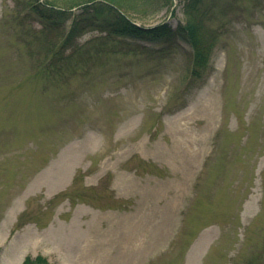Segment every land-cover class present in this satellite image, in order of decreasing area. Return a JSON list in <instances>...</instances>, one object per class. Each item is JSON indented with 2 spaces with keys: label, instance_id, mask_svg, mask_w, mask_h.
I'll return each instance as SVG.
<instances>
[{
  "label": "rangeland",
  "instance_id": "rangeland-1",
  "mask_svg": "<svg viewBox=\"0 0 264 264\" xmlns=\"http://www.w3.org/2000/svg\"><path fill=\"white\" fill-rule=\"evenodd\" d=\"M26 1L0 0V264H264V0H201L199 75L185 39L97 30L54 61ZM185 3L127 14L180 28Z\"/></svg>",
  "mask_w": 264,
  "mask_h": 264
},
{
  "label": "trees",
  "instance_id": "trees-1",
  "mask_svg": "<svg viewBox=\"0 0 264 264\" xmlns=\"http://www.w3.org/2000/svg\"><path fill=\"white\" fill-rule=\"evenodd\" d=\"M36 0H27L28 15L37 17L43 23V29L48 30L46 51L53 48L52 56L54 61L65 60L64 50L71 49V52L78 49L76 39L86 30L97 29L104 31L103 38L111 36H128L146 39H172L181 34L186 35L192 45L193 67L201 68L208 61L210 56L211 37L204 28L199 7L201 0H187L185 3L186 21L182 29H172L167 23L156 24L151 27H143L135 24L129 18L127 11L148 5L153 8L169 7L172 0H67L66 5L60 6L49 1L36 3ZM78 8L73 15L72 8ZM203 14V12H202ZM196 16V17H195ZM70 19L66 30L63 23ZM60 32L62 35L49 39L51 35ZM60 40V41H59ZM56 42L55 49L53 44ZM51 59V63L54 61ZM21 264H55L49 262L41 255L25 256Z\"/></svg>",
  "mask_w": 264,
  "mask_h": 264
},
{
  "label": "bare ground",
  "instance_id": "bare-ground-1",
  "mask_svg": "<svg viewBox=\"0 0 264 264\" xmlns=\"http://www.w3.org/2000/svg\"><path fill=\"white\" fill-rule=\"evenodd\" d=\"M204 110H206V112L208 113V112H210V108H209V106H206L205 108H204ZM208 115H210V114H208ZM180 125L178 124V123H176V128L178 129V130H180ZM183 142H185V141H183ZM193 152L191 153V159H193ZM186 166H190L191 167V160H190V158H189V160H188V162H187V164H186ZM187 168V167H186ZM127 232H130V231H127ZM125 233V235H123V239L125 240V241H128L129 239H130V234L129 233ZM123 240V241H124ZM121 241H122V239H121Z\"/></svg>",
  "mask_w": 264,
  "mask_h": 264
}]
</instances>
